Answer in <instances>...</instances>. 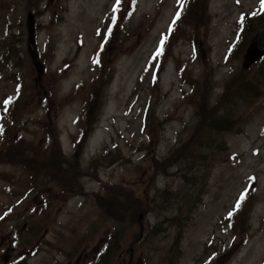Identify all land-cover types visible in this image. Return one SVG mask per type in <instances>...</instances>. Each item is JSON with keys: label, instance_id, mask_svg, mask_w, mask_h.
<instances>
[{"label": "rangeland", "instance_id": "1", "mask_svg": "<svg viewBox=\"0 0 264 264\" xmlns=\"http://www.w3.org/2000/svg\"><path fill=\"white\" fill-rule=\"evenodd\" d=\"M191 2L157 67L178 0H0V264H127L141 228L134 264H264L261 0Z\"/></svg>", "mask_w": 264, "mask_h": 264}, {"label": "trees", "instance_id": "2", "mask_svg": "<svg viewBox=\"0 0 264 264\" xmlns=\"http://www.w3.org/2000/svg\"><path fill=\"white\" fill-rule=\"evenodd\" d=\"M193 2H195V0H192ZM196 5V4H195ZM192 10V11H191ZM180 12L181 13V15H180V18L176 21V23L175 24H173V20H174V18L176 17V13L177 12ZM189 12H190V14H189ZM195 12H197L196 11V6H194L193 7V4H192V2H191V0H186V3H185V7L184 8H181L180 7V4L178 3V6H177V9H176V13H175V16H174V18H173V20H172V22L170 23V25H169V27H168V31H167V34L166 35H164V36H167V40H166V42H165V45H164V47H163V52H162V54L159 56V57H157V60H158V65H157V67L159 66V64L162 62V56L164 57L165 56V54H166V52H167V48H168V46H170V43H171V40L173 39V37H174V35L176 34V31H177V29H178V27H179V24H180V22H182V20L185 18V16L187 15V14H189L188 16H190V15H192L193 13H195ZM170 26H171V28H172V31L171 32H169V28H170ZM160 43V42H159ZM193 45L195 46V44L193 43ZM158 47H159V45H158ZM158 47H157V49H158ZM196 47V46H195ZM156 49V50H157ZM105 50V46L103 47V50L102 51H104ZM7 53H9V50L5 53V54H7ZM264 59V57L261 59V60H263ZM260 60V61H261ZM259 61V62H260ZM217 129L219 130V131H221V127H217ZM17 146H21V144H22V140L20 139V140H18V142H17ZM54 144H55V142H54V140L52 139V141H51V144H50V146H54ZM106 152H109L108 150H106ZM42 154H43V156H44V165L47 163V161H48V165H49V167H50V173L53 175V177L52 178H50V180H55L57 177H58V175H59V173H60V170H61V168H60V165H61V163H59L58 162V160L57 159H60L61 158V156H60V154L59 153H49V155H48V158H46V148L44 149V151L42 152ZM11 155H13L14 156V163H16V164H18V165H22V166H24V167H26V168H29V169H31L32 168V165L30 164V162L28 163L27 162V159H25L22 155H21V152L20 151H18L16 148H14L13 147V150H10L9 151V153L8 154H6V158H8V159H10V156ZM50 158V159H49ZM64 160V159H63ZM65 162V161H64ZM99 162V159H94V160H92V162H91V167H93V166H95V164L96 163H98ZM41 169H43V170H45V169H47L45 166H43ZM67 175L71 178V175H70V169L69 168H67ZM35 171V170H34ZM71 174H73V172H71ZM68 186H69V188H70V190H71V186H72V183L70 184H68ZM100 194V193H99ZM99 194H96L95 196H98ZM101 195V194H100ZM100 197V196H99Z\"/></svg>", "mask_w": 264, "mask_h": 264}, {"label": "water", "instance_id": "3", "mask_svg": "<svg viewBox=\"0 0 264 264\" xmlns=\"http://www.w3.org/2000/svg\"><path fill=\"white\" fill-rule=\"evenodd\" d=\"M26 29H27V47L31 53V61L36 67L38 77L40 78L44 65L38 60V50L36 46V23L31 12L26 14ZM264 57V22L252 38L242 61V68L248 69Z\"/></svg>", "mask_w": 264, "mask_h": 264}, {"label": "flooded vegetation", "instance_id": "4", "mask_svg": "<svg viewBox=\"0 0 264 264\" xmlns=\"http://www.w3.org/2000/svg\"><path fill=\"white\" fill-rule=\"evenodd\" d=\"M144 230H142L141 228V233L138 235L137 239L133 240V242L130 245V249H129V253H128V262L127 264H134V248L133 245L134 243H140L143 241L144 239ZM107 246L105 244V242L103 243H99L95 249L91 252L93 254V256L90 253H87L88 248H85L77 257L76 263L75 264H81L82 263V259H84V263L86 262V259H92L93 258V262L98 263L101 262L102 257L105 256L107 254ZM35 254V252H33V250L29 251V254ZM123 255V252H121L119 254V257ZM25 255H19L17 256L11 264H17L21 261V258H24ZM70 264H71V257H70Z\"/></svg>", "mask_w": 264, "mask_h": 264}, {"label": "snow or ice", "instance_id": "5", "mask_svg": "<svg viewBox=\"0 0 264 264\" xmlns=\"http://www.w3.org/2000/svg\"><path fill=\"white\" fill-rule=\"evenodd\" d=\"M133 3H135V0H133ZM178 3L180 4L181 8H184L186 0H178ZM120 4H121V0H116V5L113 7V12H116L119 9ZM260 6H261V10L264 11V0H261V5ZM180 15H181V13L178 11L176 13V17L173 20V24H175L176 21L180 18ZM113 20L115 21V17H113ZM109 31H111V30H109ZM171 31H172V28L170 26L169 32H171ZM166 40H167V36H162V38L160 40V43H159V47H158L157 52L155 54L156 57H159L162 54L163 47L165 45ZM94 62H98V61H94ZM11 102H12V100L9 99V100H6L4 103H5V105H8ZM249 179L252 180L253 178L250 177ZM245 196H246V192L245 193H241V196H240L239 200L237 201V203L235 205V210H239V208L241 206V203L245 199ZM232 215H233V213L230 212L229 213V218H231ZM0 219H2V217H0Z\"/></svg>", "mask_w": 264, "mask_h": 264}]
</instances>
